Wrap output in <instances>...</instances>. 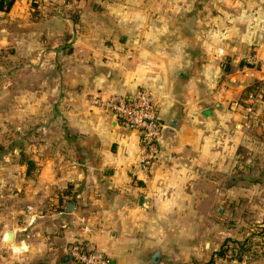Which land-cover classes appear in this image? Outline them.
Here are the masks:
<instances>
[{"label":"crops","instance_id":"crops-1","mask_svg":"<svg viewBox=\"0 0 264 264\" xmlns=\"http://www.w3.org/2000/svg\"><path fill=\"white\" fill-rule=\"evenodd\" d=\"M0 53V127L39 166L4 264H78L80 240L111 264H264V65L244 60L264 58V0H15ZM139 87L163 123L150 174L139 132L94 104Z\"/></svg>","mask_w":264,"mask_h":264},{"label":"built area","instance_id":"built-area-1","mask_svg":"<svg viewBox=\"0 0 264 264\" xmlns=\"http://www.w3.org/2000/svg\"><path fill=\"white\" fill-rule=\"evenodd\" d=\"M245 60L258 66L264 65V58L254 55L245 57ZM94 104L112 113L125 126L139 132L140 151L137 166L150 174L160 158L163 127L152 92L145 87H139L129 94L113 95L108 98L97 97ZM83 232H89L88 228ZM69 255L78 264H111L105 252L87 244L85 240L77 241L72 245Z\"/></svg>","mask_w":264,"mask_h":264},{"label":"rangeland","instance_id":"rangeland-1","mask_svg":"<svg viewBox=\"0 0 264 264\" xmlns=\"http://www.w3.org/2000/svg\"><path fill=\"white\" fill-rule=\"evenodd\" d=\"M4 54L0 53V61L3 60ZM5 56L7 57L8 55L5 54ZM245 60V59H244ZM254 64V63H253ZM254 66H258V64H254ZM6 70L8 68H5ZM0 75H1V68H0ZM3 91V89H2ZM0 92V118H2V116H5V114L2 113V109L4 107H7V105H9L11 103V99L10 98H5L3 99L5 96H9V95H5L8 93V91H6V93L4 92ZM97 98V97H96ZM95 98V99H96ZM9 122L11 121V119L8 120ZM11 126V125H10ZM24 136V135H21ZM17 138V132H15V130L13 129H8L5 130L4 128L0 127V206H3L5 208L4 211L0 210V234L1 231L5 230V229H10L11 225L9 224V211H6V208L11 207V206H29V205H34L35 203H38L37 201H35V198L31 197L29 198L27 196V194H25L26 192V186L28 185V181L33 182L34 183V187L33 189H35V186L37 185L38 182V178L37 174H38V167L35 163L34 165L30 166L27 169V176L25 178L24 181H22V185L17 186L16 184V180H14V175L15 173H19L20 168L19 165L15 162L12 161V156L13 154H15V148L17 147L20 150H22L20 153V160L21 163H25L27 164L29 159L28 153H27V145L26 142L23 143V145L16 143L17 146H14V139ZM21 172V171H20ZM2 176V177H1ZM2 178V179H1ZM5 178V179H4ZM234 181H232L229 178L228 181V185L233 184ZM18 193H23L21 196L18 195ZM244 198H249L248 196H244ZM226 199V197H225ZM235 200V199H234ZM236 201V200H235ZM42 203H40L39 205H41ZM223 204V205H222ZM219 206H228V203L226 201H224V203H222ZM251 204V203H250ZM236 204H232L231 206H229L230 210L235 207ZM239 206V205H238ZM244 206H250L249 202L245 201L244 202ZM240 208V207H238ZM9 210V209H7ZM248 210H244L243 212H239V216H237V214H233L234 216L231 217L233 219L229 220V224H235L236 222H238V219L242 221L243 219H246ZM217 213V212H216ZM234 213V211H233ZM9 214V215H8ZM256 224V228L260 229L261 227H259ZM246 239V238H245ZM248 240V239H247ZM246 241V240H245ZM234 242V241H232ZM244 242V241H243ZM8 259V261H11V252H10V248L5 247L3 245L0 244V264H4L5 261ZM9 263V262H7Z\"/></svg>","mask_w":264,"mask_h":264},{"label":"trees","instance_id":"trees-1","mask_svg":"<svg viewBox=\"0 0 264 264\" xmlns=\"http://www.w3.org/2000/svg\"><path fill=\"white\" fill-rule=\"evenodd\" d=\"M14 2L15 0H0V10L8 11ZM249 64L253 65L252 63ZM27 164L29 168L30 166L34 165V162L32 160H29ZM250 247H251V243L248 240H246L243 243H238V246H235V249L237 248L238 252L240 253L242 251H245L246 249H249Z\"/></svg>","mask_w":264,"mask_h":264},{"label":"water","instance_id":"water-1","mask_svg":"<svg viewBox=\"0 0 264 264\" xmlns=\"http://www.w3.org/2000/svg\"><path fill=\"white\" fill-rule=\"evenodd\" d=\"M141 200H142V203H143V199H141ZM219 210H220L219 213H221L222 210H223L222 207H220ZM14 238H15V234L12 231L8 230V231L5 232L4 240L6 242H13Z\"/></svg>","mask_w":264,"mask_h":264}]
</instances>
